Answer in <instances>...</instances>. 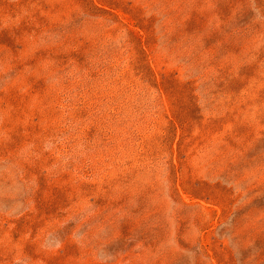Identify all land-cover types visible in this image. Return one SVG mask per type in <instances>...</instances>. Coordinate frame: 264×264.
Wrapping results in <instances>:
<instances>
[{"label": "rangeland", "instance_id": "obj_1", "mask_svg": "<svg viewBox=\"0 0 264 264\" xmlns=\"http://www.w3.org/2000/svg\"><path fill=\"white\" fill-rule=\"evenodd\" d=\"M0 264H264V0H0Z\"/></svg>", "mask_w": 264, "mask_h": 264}]
</instances>
